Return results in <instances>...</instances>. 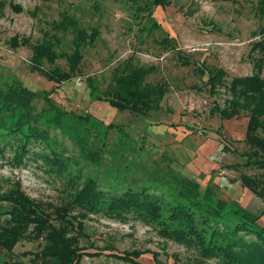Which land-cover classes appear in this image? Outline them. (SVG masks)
Segmentation results:
<instances>
[{
  "label": "rangeland",
  "instance_id": "1",
  "mask_svg": "<svg viewBox=\"0 0 264 264\" xmlns=\"http://www.w3.org/2000/svg\"><path fill=\"white\" fill-rule=\"evenodd\" d=\"M259 1L170 0L169 5L153 8L160 24L155 28L147 12L137 10L135 0H0V90L19 92L21 82L38 92L30 106L40 128L49 135L47 140H32L23 160L16 155L19 142L0 141V231L12 222L9 198L13 192L23 191L36 208L53 212L67 206L89 175L113 193L124 191L134 180L150 183L147 187L165 202L177 198V179L187 175L203 189L210 185L217 197L235 198L263 213L259 221L263 224L264 198L246 188L238 178L240 173L228 167L245 160L243 152L248 148L242 139L248 117L242 114L222 120L214 108L225 106L229 91L226 87L211 90L208 75L200 71L201 66L223 67L228 82L254 72L258 53L252 46L262 38ZM13 4L21 5V10ZM64 14L74 16L90 32L98 30V36L84 49L81 72L55 84L34 69L37 62L32 59V48L47 36L55 41L58 55L72 51V32L54 27ZM14 36L19 44L13 43ZM166 37L170 43L162 42ZM129 60L137 66H153L147 81L168 88L161 107L147 115L94 99L112 82L114 69ZM39 65L43 68V63ZM57 65L67 68L66 59L44 63L46 69ZM90 82L98 88L93 97ZM44 91L50 92L51 103ZM57 109L88 115V119L64 116L61 125L43 120L45 114L53 118ZM110 122L120 127L108 128ZM226 144L230 146L223 150ZM93 150L99 151V161L90 160L89 154L96 156ZM69 208L75 220L83 221L80 233L73 230L69 234H81L80 245L88 252H102L84 256L81 264H133L117 255L136 253L142 264H234L201 257L196 249L163 236L155 222L133 215L113 218L101 211L81 217L79 207ZM54 216L52 222L58 224ZM29 229L33 230V224ZM44 241L27 237L12 253L0 246V264H20L22 251L33 254Z\"/></svg>",
  "mask_w": 264,
  "mask_h": 264
},
{
  "label": "trees",
  "instance_id": "2",
  "mask_svg": "<svg viewBox=\"0 0 264 264\" xmlns=\"http://www.w3.org/2000/svg\"><path fill=\"white\" fill-rule=\"evenodd\" d=\"M135 2L139 12H147L146 18L152 22V27H160L153 16V8L169 5L170 0H144L141 4L139 0ZM13 5L17 11L21 10V5ZM257 10L263 23L258 32L262 38L252 46V50L258 53L254 57V72L235 76L228 82V73L223 67L201 66L200 71L202 75H208L206 82L211 90L226 87L229 91L225 106L216 105L214 108L222 120L240 117L242 114L248 117L245 137L242 139L248 148L243 152L245 160L242 164L234 163L228 167L240 173L238 178H241L246 188L264 198V0L259 1ZM54 27L72 32V51L58 55L55 41L45 36L33 45L32 59L39 66L34 69L41 70L49 81L61 84L81 72L84 49L95 43L98 30L88 31L69 14H64L60 21L54 23ZM162 42L170 43V40L166 37ZM13 43L19 44L17 36L13 37ZM60 57L66 59L67 68L58 65L52 69L44 67V63L55 64ZM39 63H43V68ZM152 67L137 66L129 60L114 69L112 82L100 94L95 93L98 88L92 82L88 83L90 96L96 94L95 100L108 101L120 110L147 115L161 107L168 91L163 83L152 84L147 81L153 71ZM19 83V92L9 94L0 90V141L6 138L19 142L16 155L23 160L30 152L28 146L32 140H47L49 135L40 128V121L35 119L30 106L31 100L39 93ZM48 93L44 91V96L50 102ZM52 108L54 110L55 107ZM70 113L57 109L53 118L45 114L43 120L61 125L64 116H77L83 121L88 119V115ZM107 127L119 128L120 124L110 122ZM10 140L5 144L9 145ZM227 145L223 150L228 149ZM90 152L96 155L94 157L89 154L90 160L99 161V151ZM55 157L63 161L61 156ZM240 166L254 171H242ZM177 181V198L165 202L155 189L147 187L150 183L134 180L124 191L113 193L114 190L102 188L99 179L89 175L73 192L67 206L56 208L53 212L44 208L43 211L39 210L28 195L17 190L9 198L12 222L0 231V246L12 253L22 239L28 237L36 240L42 237L45 241L33 254L28 250L22 251L20 264H33L37 261L40 264H81L84 256L102 255L101 251L88 252L86 246L80 245L81 234H69L73 230L81 232L83 221L80 218L75 220L71 213L73 209L69 208L77 206L81 217L101 211L113 218L127 219L133 215L149 223L155 222L163 236L196 249L203 258L216 257L234 264H264V223H259L263 213L252 211L236 199L217 197L216 190L210 185L203 189L198 180L187 175H181ZM52 213L58 224L52 222ZM32 224L33 230L28 232ZM137 254L114 255L133 264H142L138 261L140 254ZM29 255L31 257L27 260Z\"/></svg>",
  "mask_w": 264,
  "mask_h": 264
},
{
  "label": "crops",
  "instance_id": "3",
  "mask_svg": "<svg viewBox=\"0 0 264 264\" xmlns=\"http://www.w3.org/2000/svg\"><path fill=\"white\" fill-rule=\"evenodd\" d=\"M91 97V96H90ZM235 118V117H234ZM237 118V117H236ZM233 119V118H232ZM247 122H248V120H247ZM247 122H246V127H247ZM238 183V182H237ZM250 193V192H249ZM236 195H237V193H235ZM235 199V198H234ZM249 202V201H248ZM245 207H249L248 205L247 206H245ZM250 209V208H249Z\"/></svg>",
  "mask_w": 264,
  "mask_h": 264
}]
</instances>
